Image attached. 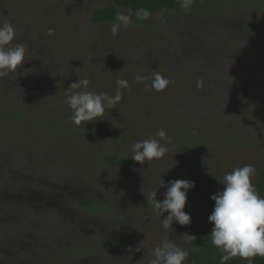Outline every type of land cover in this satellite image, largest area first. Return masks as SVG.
I'll list each match as a JSON object with an SVG mask.
<instances>
[{
  "label": "rangeland",
  "instance_id": "1",
  "mask_svg": "<svg viewBox=\"0 0 264 264\" xmlns=\"http://www.w3.org/2000/svg\"><path fill=\"white\" fill-rule=\"evenodd\" d=\"M0 2V23L10 21L13 43L27 46L23 65L0 78V264H142L165 235L181 247L186 238V225L166 233L153 212L148 197L163 181L160 201L168 181L195 182L190 216L234 168L253 165L255 185L264 163V0H194L146 18L124 9L131 19L117 35V21L91 20L113 0ZM155 73L171 81L161 91L148 87ZM79 78L94 93L115 95L118 79L128 86L103 117L77 127L64 100ZM160 129L170 151L131 159V145ZM87 199L95 204L83 207Z\"/></svg>",
  "mask_w": 264,
  "mask_h": 264
},
{
  "label": "clouds",
  "instance_id": "2",
  "mask_svg": "<svg viewBox=\"0 0 264 264\" xmlns=\"http://www.w3.org/2000/svg\"><path fill=\"white\" fill-rule=\"evenodd\" d=\"M193 2L194 0H182L181 7L188 10ZM143 15L146 18L148 13L144 12ZM130 19L129 15L118 14L117 22L111 27L112 34L117 35L122 26L126 27L129 24ZM16 35V29L10 21L0 23V78L15 73L26 60L27 46L22 43L14 44ZM135 79L139 82L146 78L137 75ZM151 81L148 87L155 91H161L171 83L160 73H155ZM89 84V79L79 78L66 90L70 94L66 96L64 103L71 110V123L77 127L83 122L99 120L107 108H113L122 99L120 89L126 88L128 81L123 79L116 81L115 95L89 91ZM87 123L83 126L85 127ZM155 137L132 144L131 159L144 164L163 158L170 151L169 147L160 142L166 138V132L160 129ZM254 175L253 165L246 164L234 168L225 173L222 181H219L224 186L223 190L211 196L214 201L213 211L208 217L213 225L210 233L211 243L222 253L221 264L236 256L249 260L256 256L264 257V197L259 195L252 184ZM163 186L164 181L149 194L148 199L152 201L154 214L161 220L162 229L169 233L173 222L181 226L191 223V216L184 209L188 192L195 187V182L186 179L168 181L167 189L162 194L163 200L160 201L157 199V193ZM188 255L185 248L165 235L160 246L154 249L150 264H185Z\"/></svg>",
  "mask_w": 264,
  "mask_h": 264
},
{
  "label": "trees",
  "instance_id": "3",
  "mask_svg": "<svg viewBox=\"0 0 264 264\" xmlns=\"http://www.w3.org/2000/svg\"><path fill=\"white\" fill-rule=\"evenodd\" d=\"M114 4L108 7H102L92 11V22L96 25L111 24L116 21L118 14L124 9H130L135 15L145 18L143 13L147 12L149 16L154 15L159 11H176L180 8L182 0H113ZM78 0H76V3ZM1 3V2H0ZM3 105L0 102V107ZM119 156H114L112 160L119 161ZM11 184L14 183V176H9ZM6 181V180H5ZM15 186V184H12ZM18 187V186H17ZM256 191L261 197H264V163L257 172L255 185ZM15 188V187H14ZM11 189V188H10ZM17 189V188H16ZM10 191V190H9ZM1 192V191H0ZM0 201H2L0 197ZM83 207H91L95 204V199H87L82 203ZM214 201L211 199L202 208L191 216V223L186 225L185 234L191 235L189 238L186 235L183 243L189 255L185 264H221L220 257L222 253L212 245L210 233L213 225L209 222L208 217L213 211ZM2 233V232H1ZM148 259L142 264H150L152 260ZM225 264H264V257L256 256L254 258L243 259L239 256L233 257L225 262Z\"/></svg>",
  "mask_w": 264,
  "mask_h": 264
}]
</instances>
